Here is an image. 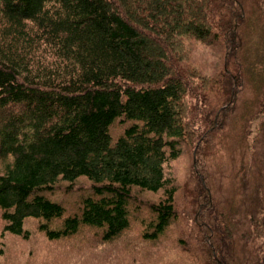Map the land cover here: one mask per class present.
<instances>
[{"label":"trees","instance_id":"obj_1","mask_svg":"<svg viewBox=\"0 0 264 264\" xmlns=\"http://www.w3.org/2000/svg\"><path fill=\"white\" fill-rule=\"evenodd\" d=\"M80 178L69 215L50 196ZM0 210L24 239L140 221L152 243L178 227L187 264H264V0H0Z\"/></svg>","mask_w":264,"mask_h":264},{"label":"rangeland","instance_id":"obj_2","mask_svg":"<svg viewBox=\"0 0 264 264\" xmlns=\"http://www.w3.org/2000/svg\"><path fill=\"white\" fill-rule=\"evenodd\" d=\"M194 50L191 59L196 64H203L209 71L211 62L206 57L209 53L197 44H191ZM255 50V48L253 49ZM194 150L186 146L182 155L166 166V174L174 180L180 192L192 178L194 168ZM69 183H62V190L50 196L61 202L69 211V215L77 210V199H83L91 194L90 182L80 178L72 188ZM76 196V197H74ZM229 192L226 198H231ZM74 197V198H73ZM141 199L156 201L162 198V193L143 192ZM183 200V195H179ZM143 208L136 215L146 217ZM139 218V219H140ZM143 224L139 221L132 224L131 229L119 240L110 244H100L95 232L84 230L80 235L59 241L48 240L39 230L35 219L27 220L25 227L30 231V237L24 239L10 233L3 234L4 221L0 210V264H187L188 256L180 252L178 237L180 230L172 227L159 240L152 243L142 240ZM184 262V263H183Z\"/></svg>","mask_w":264,"mask_h":264}]
</instances>
